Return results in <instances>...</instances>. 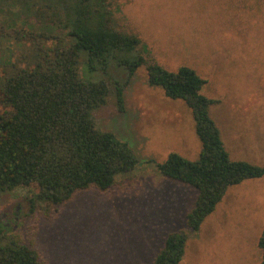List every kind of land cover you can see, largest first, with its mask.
Returning a JSON list of instances; mask_svg holds the SVG:
<instances>
[{
  "label": "rangeland",
  "instance_id": "obj_1",
  "mask_svg": "<svg viewBox=\"0 0 264 264\" xmlns=\"http://www.w3.org/2000/svg\"><path fill=\"white\" fill-rule=\"evenodd\" d=\"M110 2L115 17L141 42L131 53L108 52L105 69L82 66L81 75L108 82L107 102L92 111V120L127 142L137 163L117 175L108 191H77L58 206L35 197L36 183L0 193V221L10 223L8 235L34 248L44 264H151L177 231L188 238L180 264H260L264 177L230 187L199 230H189L186 216L197 190L165 178L155 163L170 153L195 161L201 143L190 108L151 85L147 68L155 63L169 72L193 69L206 81L201 93L215 101L210 115L230 157L264 167V0ZM38 5L22 3L24 17ZM10 31L0 14V34H10L0 37L1 76L32 66L63 34L60 27H31L17 16ZM140 57L143 63L124 87L121 111L114 87L128 78L123 61ZM6 110L0 105V114Z\"/></svg>",
  "mask_w": 264,
  "mask_h": 264
},
{
  "label": "trees",
  "instance_id": "obj_2",
  "mask_svg": "<svg viewBox=\"0 0 264 264\" xmlns=\"http://www.w3.org/2000/svg\"><path fill=\"white\" fill-rule=\"evenodd\" d=\"M30 1L0 0L9 33L17 16L31 27H60L63 34L32 66L0 75V105L8 108L0 114V193L36 183L40 191L35 197L58 206L77 191H108L117 175L135 167L137 159L128 143L97 129L91 117L107 102L108 82L84 79L81 67L105 69L108 52L131 53L141 40L115 17L110 0H36L40 5L24 17L20 6ZM142 63V57L123 61L128 78L114 87L121 111L124 87ZM147 69L149 83L161 86L166 97L183 100L193 116L201 143L198 159L170 153L155 167L165 178L197 190L186 216L187 228L197 231L230 187L264 177V167L230 157L210 115L215 101L201 93L206 81L193 69L182 66L169 72L155 63ZM1 239L7 243L0 245V264H44L34 248L8 235V229L0 228ZM187 239L185 231L168 235L151 264H180ZM258 247L264 264V228Z\"/></svg>",
  "mask_w": 264,
  "mask_h": 264
},
{
  "label": "flooded vegetation",
  "instance_id": "obj_3",
  "mask_svg": "<svg viewBox=\"0 0 264 264\" xmlns=\"http://www.w3.org/2000/svg\"><path fill=\"white\" fill-rule=\"evenodd\" d=\"M0 222H2V225L5 226L4 228H8L9 225H10V223H7V224H6L5 221H0Z\"/></svg>",
  "mask_w": 264,
  "mask_h": 264
},
{
  "label": "crops",
  "instance_id": "obj_4",
  "mask_svg": "<svg viewBox=\"0 0 264 264\" xmlns=\"http://www.w3.org/2000/svg\"><path fill=\"white\" fill-rule=\"evenodd\" d=\"M218 126V125H217ZM219 127V126H218ZM221 132V131H220ZM221 138H222V136H221ZM223 140V139H222ZM224 142V141H223ZM225 145V144H224ZM228 151V150H227ZM251 180V179H250Z\"/></svg>",
  "mask_w": 264,
  "mask_h": 264
}]
</instances>
